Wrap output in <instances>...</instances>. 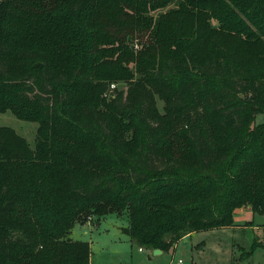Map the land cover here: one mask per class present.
<instances>
[{
	"label": "trees",
	"instance_id": "trees-1",
	"mask_svg": "<svg viewBox=\"0 0 264 264\" xmlns=\"http://www.w3.org/2000/svg\"><path fill=\"white\" fill-rule=\"evenodd\" d=\"M6 110L38 128H0V264H90L81 217L168 251L264 215V0H0Z\"/></svg>",
	"mask_w": 264,
	"mask_h": 264
},
{
	"label": "rangeland",
	"instance_id": "rangeland-1",
	"mask_svg": "<svg viewBox=\"0 0 264 264\" xmlns=\"http://www.w3.org/2000/svg\"><path fill=\"white\" fill-rule=\"evenodd\" d=\"M123 88L125 84L122 82L110 84L105 95L111 96L115 89ZM163 105V101L156 97L160 112ZM254 123H264V113L257 114ZM0 128L13 130L31 148L34 147L36 121L20 119L6 110L0 112ZM248 221L251 223H246ZM127 224L126 215L114 213L87 219L81 217L75 220L67 237L89 243L90 264H264V247L258 244L264 228V215L252 214L249 207L235 211V225L193 232L179 239L168 251L156 254L154 250L139 247L122 232V227Z\"/></svg>",
	"mask_w": 264,
	"mask_h": 264
},
{
	"label": "water",
	"instance_id": "water-1",
	"mask_svg": "<svg viewBox=\"0 0 264 264\" xmlns=\"http://www.w3.org/2000/svg\"><path fill=\"white\" fill-rule=\"evenodd\" d=\"M156 253H161V250H159V249H154V254H156Z\"/></svg>",
	"mask_w": 264,
	"mask_h": 264
},
{
	"label": "crops",
	"instance_id": "crops-1",
	"mask_svg": "<svg viewBox=\"0 0 264 264\" xmlns=\"http://www.w3.org/2000/svg\"><path fill=\"white\" fill-rule=\"evenodd\" d=\"M190 234H192V233H190ZM190 234H188V235H190ZM187 236V235H186Z\"/></svg>",
	"mask_w": 264,
	"mask_h": 264
},
{
	"label": "built area",
	"instance_id": "built-area-1",
	"mask_svg": "<svg viewBox=\"0 0 264 264\" xmlns=\"http://www.w3.org/2000/svg\"><path fill=\"white\" fill-rule=\"evenodd\" d=\"M113 85V84H112ZM180 262V261H179Z\"/></svg>",
	"mask_w": 264,
	"mask_h": 264
}]
</instances>
